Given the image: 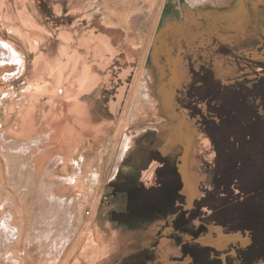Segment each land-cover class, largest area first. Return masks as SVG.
<instances>
[{"label":"rangeland","instance_id":"obj_1","mask_svg":"<svg viewBox=\"0 0 264 264\" xmlns=\"http://www.w3.org/2000/svg\"><path fill=\"white\" fill-rule=\"evenodd\" d=\"M178 51L167 147L191 148V209L157 149L170 113L160 69L166 82ZM132 166L158 187L122 182ZM133 200L180 213L196 237L245 234L241 259L264 258V0H0V264H121L148 234L136 209L110 223Z\"/></svg>","mask_w":264,"mask_h":264},{"label":"crops","instance_id":"obj_2","mask_svg":"<svg viewBox=\"0 0 264 264\" xmlns=\"http://www.w3.org/2000/svg\"><path fill=\"white\" fill-rule=\"evenodd\" d=\"M166 147L167 145L161 144H159V146L157 147L159 153L164 158H166L173 151L172 149L170 151L167 150L168 147ZM177 159L176 163L179 162L180 157H178ZM156 164L158 166L160 165L159 162H156ZM135 168L134 166H132V168L128 167L127 169L123 167L120 180L122 182L129 183L135 189L138 187H144L148 192L158 187L157 178L155 179L154 177V170L149 172L148 175H142L140 178H136L134 174ZM152 172L153 176L149 177ZM181 173L184 177V180L185 176H188V179L185 180L184 189V192L188 195L192 186L191 180H189L190 170L186 167V165H184L181 169ZM176 175L179 178L181 184L179 190L181 193L183 185L179 175V171L176 172ZM147 176L149 179L147 178ZM144 203L145 202L143 201L141 206L139 205V203H135L134 200L131 202L128 201L127 210H118V208L116 207L112 211V222H110L112 225L115 223L114 218L116 216L126 217L129 214L128 212L132 209L138 210V221H135L133 223L141 224V221H146L145 224H142L144 225L142 230L144 232L147 231L148 234L143 239L135 238L138 243L135 244V247L132 246L128 255L125 256L122 260L126 264H164L158 262L159 259L157 255L164 256V258L161 257V261H168L167 264H246L245 261L241 259L242 252L243 254H245V250L248 247V245L246 246L243 243V240H245L247 237L245 234L230 233V231H226L220 226L206 225V231H204L201 235L197 237L189 233L187 235V233H184V231H187V228H182L176 225L177 222L182 218L181 215L178 217V214L180 213L174 214V217H178L179 219L177 221L175 220L176 222H173V225L168 224L167 218H163L160 216L155 217L149 214L146 206H144ZM130 204L132 205L130 206ZM187 217L189 218V216ZM193 219L187 220V222H192V227L189 226L191 227L190 230L197 231L199 229V217L196 216ZM120 228H124V226H120ZM138 228L139 226H137L136 228L134 227L131 232H135L136 230H138ZM219 228H222V230H216ZM231 238H233L234 241L231 242ZM199 239L203 241L199 242ZM220 242H225L228 246L222 247V249H218L216 248V245L213 244H218ZM232 251H237V256ZM223 256H226L225 259L222 258ZM234 259H236V261H232ZM124 262H122L121 264H124ZM254 264H264V258H260L258 261L256 260V263Z\"/></svg>","mask_w":264,"mask_h":264},{"label":"water","instance_id":"obj_3","mask_svg":"<svg viewBox=\"0 0 264 264\" xmlns=\"http://www.w3.org/2000/svg\"><path fill=\"white\" fill-rule=\"evenodd\" d=\"M162 31L163 30H160V32H158V34L156 35V39L159 37V34ZM156 51L157 52L159 51V53H160V49L157 48V46L154 47L152 52H151V55H150V57H151L150 62H152L151 64H154V57H155L154 54ZM179 53H180V51H178L175 58H173L171 60H170V57L166 59V62L169 64V73H170V76L166 82L164 81V78H163L164 74L162 73V70L160 69L161 76L159 78H161V79H160V87H158V88H162L164 91L163 92L164 94L161 96V97H164V98H161V105H162V108L164 109L165 112H166V109L170 111V113L167 114V116L169 117L168 118L169 122H167V124L161 125L165 129V131H167L171 127V125L174 123V121L177 123V119H178L177 113H175L174 108L171 106L174 104L172 103V98L170 96V91H171L170 88L172 87L173 88V91H172L173 94H176L177 89L180 87V77H179V73L177 70L178 62L180 59ZM175 106H177L176 103H175ZM170 115H173V117ZM165 131L162 132V134H160L161 137H163V138L166 136ZM184 160H185V158L183 156H181L179 162L177 163V168H178L179 175H180L182 185H183L182 192H184V189H185V180H184V177L182 176V173H181V167H183V165H184ZM190 194H192V197L190 199L189 206H191L196 199V196H193V192H191Z\"/></svg>","mask_w":264,"mask_h":264},{"label":"flooded vegetation","instance_id":"obj_4","mask_svg":"<svg viewBox=\"0 0 264 264\" xmlns=\"http://www.w3.org/2000/svg\"><path fill=\"white\" fill-rule=\"evenodd\" d=\"M155 133V132H154ZM154 133H152L154 136H155V134ZM165 137H164V139H163V141H159V144H161V145H168L169 143H170V140H171V138H169V136L167 135V133H166V131H165ZM158 139H159V137H158ZM178 147V146H177ZM173 150L172 151V153H170L166 158H164V157H160V160L162 161V159L165 161V163L161 166V171H162V174H165V171H170V164L171 165H173L174 163H175V161H176V159L178 158V157H181V155L183 154V151H184V149H183V146H180V147H178V148H170V149H167V150ZM170 167V168H169ZM175 167V172H177L178 170V168H176V166H174ZM171 169H173V168H171ZM163 171H164V173H163ZM190 173H191V175L192 176H194L195 177V179H196V182H198V179H197V177L196 176H198V175H200V173H199V171H198V169L196 168V166H195V164H193L192 166H191V169H190ZM161 180H164V179H162L161 178ZM190 189V188H189ZM190 191L191 192H193V196H199V191H198V185H197V183H195V181H194V183H193V186L191 187V189H190ZM191 192H189V193H191ZM184 194H186L185 192H183ZM186 196H187V204L185 205V207H187L188 209H191L192 208V206H193V204L191 205V206H189V204H190V199H191V197H192V194H189V195H187L186 194ZM196 200V199H195ZM169 211L170 212H175L176 211V209L174 208V207H171L170 209H169ZM180 216V214H178V217ZM178 217H174V215L172 216H168L167 217V219H168V224H172L173 225V222L175 223L179 218ZM176 220V221H175ZM177 223H179V222H177ZM213 228H215V227H213ZM184 233H186V232H184ZM189 234H193V233H189ZM187 235H188V233H187ZM252 236L254 237V240H256L257 239V234H256V232L254 231V232H252ZM247 238V237H246ZM249 240H250V238H248L246 241H243V243L245 244V245H247V244H249ZM256 241H258V240H256ZM255 241V242H256ZM259 242L260 241H258V244H259ZM262 246V245H261ZM257 247V246H256ZM232 252H234V254H236V256H237V251H232ZM245 256V255H244ZM237 259V258H236ZM236 259H234V260H232V261H236Z\"/></svg>","mask_w":264,"mask_h":264},{"label":"bare ground","instance_id":"obj_5","mask_svg":"<svg viewBox=\"0 0 264 264\" xmlns=\"http://www.w3.org/2000/svg\"><path fill=\"white\" fill-rule=\"evenodd\" d=\"M3 49V51H1V52H4V56L6 57L5 58V60L6 59H10L11 61H15V60H17L19 63H20V57H19V55L16 53V52H14V51H11L8 47H6V46H3L2 47ZM9 51H10V53H9ZM21 56V55H20ZM22 59H24V58H22ZM22 61V60H21ZM24 61V60H23ZM18 63V64H19ZM21 64V63H20ZM150 71V70H149ZM61 72V71H60ZM55 73V72H54ZM57 74H59V72H57ZM61 74V73H60ZM59 77V76H58ZM58 77H57V79H58ZM59 80V79H58ZM163 92V91H162ZM47 121V120H46ZM133 144V142H132V140L131 139H126L125 140V143H124V148H123V154H122V156L130 149V147H131V145ZM190 151H191V148L188 146L187 147V149H186V153L183 155V157L185 158V160H184V165L185 164H188V161H189V163H190ZM183 165V166H184ZM187 167V166H186ZM183 167H181V169H182ZM185 170V169H184ZM186 179H188V176H187V178ZM189 180H190V178H189ZM188 180V181H189ZM190 182V181H189ZM192 183V182H191ZM54 185V184H53ZM192 187V186H191ZM190 193H188V195H189ZM47 197V196H46ZM52 197V196H51ZM50 197V198H51ZM54 198V197H53ZM59 205V204H58ZM58 207V206H57ZM57 207H55V209L57 208ZM63 208V207H62ZM59 211H60V209L58 210V213H59ZM61 213V212H60ZM54 214V213H53ZM52 217V216H51ZM199 242L200 241H203V240H198Z\"/></svg>","mask_w":264,"mask_h":264}]
</instances>
